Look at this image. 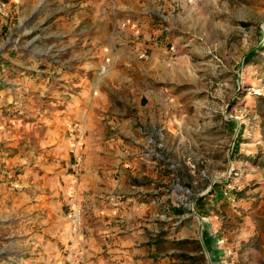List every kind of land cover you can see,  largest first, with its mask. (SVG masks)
<instances>
[{
	"label": "rangeland",
	"instance_id": "obj_1",
	"mask_svg": "<svg viewBox=\"0 0 264 264\" xmlns=\"http://www.w3.org/2000/svg\"><path fill=\"white\" fill-rule=\"evenodd\" d=\"M6 5L1 69L6 49L37 50L54 33L34 17L23 27ZM40 7L61 16L56 4L41 1L34 13ZM104 9L117 37L95 72L117 87L111 117L133 123L123 146L140 150L138 183L161 208L165 200L168 236L190 234L167 243V264H264V0H106ZM49 46L38 61H69ZM10 125L0 123V264H27L38 254L15 228L21 221H7L6 198L39 140L15 137Z\"/></svg>",
	"mask_w": 264,
	"mask_h": 264
},
{
	"label": "crops",
	"instance_id": "obj_2",
	"mask_svg": "<svg viewBox=\"0 0 264 264\" xmlns=\"http://www.w3.org/2000/svg\"><path fill=\"white\" fill-rule=\"evenodd\" d=\"M2 1L8 12H21L23 27L34 17L37 25L45 23L54 32L44 37L37 50L6 49L2 55L9 67L0 68V109L7 104L4 110L11 111V118L0 116V123H13L9 129L15 137L34 133L30 138L39 140L30 151L38 153L36 161L20 162L21 174L15 179L18 190L6 198L7 221H21L15 228L26 233V243L38 254L25 263L68 264L65 248L70 245L71 225L67 214L72 199L82 210L75 244L82 264L170 263L167 243L180 242L190 234L168 236L174 230L168 233L165 224V200L160 201L161 208L151 190L141 188V152L123 146L122 138L133 134V123L111 117L110 108L116 103L111 96L117 87L103 82L95 72L102 63L103 46L117 37L104 14L106 0ZM41 1L45 6L56 4L61 16L44 17V7L34 13L33 6ZM72 9L77 14L71 15ZM94 10L102 12L100 18L95 19ZM3 12L0 7L1 30L9 23ZM53 42L58 54L69 56L68 62L38 61V52H48ZM18 107L27 115L13 116ZM78 127L86 134L80 144L70 137ZM77 156H81L78 173L73 166Z\"/></svg>",
	"mask_w": 264,
	"mask_h": 264
},
{
	"label": "built area",
	"instance_id": "obj_3",
	"mask_svg": "<svg viewBox=\"0 0 264 264\" xmlns=\"http://www.w3.org/2000/svg\"><path fill=\"white\" fill-rule=\"evenodd\" d=\"M85 136L86 134L80 127L76 128L72 133H70V137H73V139L77 140V143L79 144L84 142ZM80 163L81 156H77L73 166L77 169L78 164ZM78 172L79 171L77 169V173ZM67 218L71 225L70 245L65 248L66 255L69 257L68 264H82L83 259L81 255H79L75 250V244L78 238L77 236L80 234V228L82 226V210L75 199H72L70 203Z\"/></svg>",
	"mask_w": 264,
	"mask_h": 264
},
{
	"label": "bare ground",
	"instance_id": "obj_4",
	"mask_svg": "<svg viewBox=\"0 0 264 264\" xmlns=\"http://www.w3.org/2000/svg\"><path fill=\"white\" fill-rule=\"evenodd\" d=\"M28 32H30V31H28Z\"/></svg>",
	"mask_w": 264,
	"mask_h": 264
}]
</instances>
